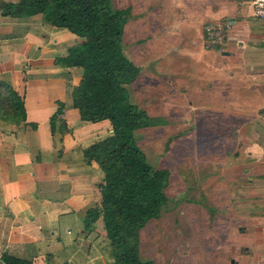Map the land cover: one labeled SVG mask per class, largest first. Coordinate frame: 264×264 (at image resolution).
<instances>
[{"label":"crops","instance_id":"crops-1","mask_svg":"<svg viewBox=\"0 0 264 264\" xmlns=\"http://www.w3.org/2000/svg\"><path fill=\"white\" fill-rule=\"evenodd\" d=\"M9 2L19 0H0V76L24 96L27 124L0 121V264L3 254L32 264H90L102 257L113 264L103 219L85 229L87 211L101 203L104 174L83 158L87 140L107 135L112 125L81 120L69 84L78 85L83 70L55 63L82 39L41 15L12 17ZM111 2L127 12L123 47L140 67L128 86L131 100L166 124L174 118L180 152L183 137L192 135L191 173H198L215 244L206 264H264V28L254 6L245 0ZM210 22L230 25L222 50L208 46ZM58 101L71 129L65 135L51 131ZM176 223L174 234L182 238L187 224ZM194 239L199 246L207 240ZM191 243H174L169 261L177 264L179 245Z\"/></svg>","mask_w":264,"mask_h":264},{"label":"trees","instance_id":"trees-1","mask_svg":"<svg viewBox=\"0 0 264 264\" xmlns=\"http://www.w3.org/2000/svg\"><path fill=\"white\" fill-rule=\"evenodd\" d=\"M6 13L23 19L41 15L45 22L82 39L55 63L83 70L80 83L69 84L72 106L79 110L81 120H109L112 125L106 136L83 148L84 161L96 162L104 174L101 203L87 211L85 229H94L103 219L113 264H156L141 258L140 231L160 216L168 201L170 170L149 162L137 131L165 125L167 120L150 116L130 98L128 86L137 79L140 67L123 47L127 12L115 8L111 0H19L9 2ZM57 103L59 107L50 118L51 131L65 135L71 132L63 118L65 104ZM0 121L27 124L25 98L4 77H0ZM31 125L37 127L36 123ZM1 259L5 264H32L8 254Z\"/></svg>","mask_w":264,"mask_h":264},{"label":"rangeland","instance_id":"rangeland-1","mask_svg":"<svg viewBox=\"0 0 264 264\" xmlns=\"http://www.w3.org/2000/svg\"><path fill=\"white\" fill-rule=\"evenodd\" d=\"M168 119L169 123L166 125L144 128L137 131L138 142L145 151L149 162L156 168L170 170L169 184L166 187L168 201L163 206L160 216L151 219L140 231V255L143 260H151L156 264H176L174 261H169V259H173V256L174 258L176 257L175 249H177V243L192 241L189 246L179 245L182 256L178 257L177 264H206L208 261L206 253L215 244L209 241L208 228L206 227V213L204 214L202 210L206 199L203 196H199L198 173H191L192 166L189 163V158L192 155H196L195 144H190L188 138H191L192 135L190 132L186 133L182 141V144L186 147V151L180 152L177 149L179 144H173L176 142L174 135L178 134L173 124L174 118L170 117ZM106 133L104 132L102 136L96 135L90 137L87 141L94 142L104 137ZM176 221H182V224L185 221L187 224L188 228L181 229L182 233L185 232L182 238L180 237L181 235L174 234V228L179 227ZM190 222L192 223L190 224ZM162 234L167 241L166 244L161 239L160 235ZM204 237L207 239L204 244L200 246L194 245L193 242H196L194 238ZM86 248H89V245L79 247L83 253L86 251ZM197 249L199 251L204 249V253L201 252L204 257L200 263L197 261L199 254L197 253ZM104 258L107 259V257ZM105 259L103 260L102 257L100 260L91 261L90 264H103ZM106 264H108L107 260Z\"/></svg>","mask_w":264,"mask_h":264},{"label":"built area","instance_id":"built-area-1","mask_svg":"<svg viewBox=\"0 0 264 264\" xmlns=\"http://www.w3.org/2000/svg\"><path fill=\"white\" fill-rule=\"evenodd\" d=\"M254 6L257 19L263 24L264 28V0H245ZM207 43L209 47L222 50L227 31L230 25L225 22H210L205 26Z\"/></svg>","mask_w":264,"mask_h":264}]
</instances>
